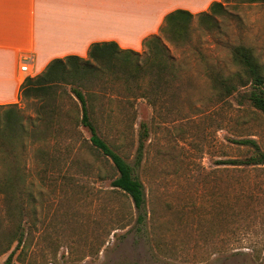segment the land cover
<instances>
[{
  "label": "rangeland",
  "instance_id": "obj_1",
  "mask_svg": "<svg viewBox=\"0 0 264 264\" xmlns=\"http://www.w3.org/2000/svg\"><path fill=\"white\" fill-rule=\"evenodd\" d=\"M219 3L225 11L194 17L185 40L159 35L175 73L158 111L108 76L87 88L99 135L131 165L139 124H147L136 169L143 224L131 200L110 187V166L87 150L70 86L57 90L54 137L40 133L41 124L33 134L38 101L0 108V115L13 110L24 129L0 144V264L9 254L12 264H264V165L224 163L252 153L243 140L264 153V116L235 95L218 97L209 78L236 71V46L264 65V3ZM7 178L13 190L1 188Z\"/></svg>",
  "mask_w": 264,
  "mask_h": 264
},
{
  "label": "trees",
  "instance_id": "obj_2",
  "mask_svg": "<svg viewBox=\"0 0 264 264\" xmlns=\"http://www.w3.org/2000/svg\"><path fill=\"white\" fill-rule=\"evenodd\" d=\"M248 3H264V0H246ZM225 11L222 3H213L207 13L193 15L184 10H175L165 16L161 34L169 42L183 41L194 17L198 20L211 19L214 14ZM236 71L228 76L211 72L209 74L211 87L220 98L232 95L237 97L239 105H248L264 116V65L254 56L251 49L236 46L231 52ZM167 55V48L159 36L145 39L143 53L121 50L114 42L94 43L90 45L85 59L76 56H67L63 59H54L44 71L34 77H27L19 89L18 102L34 99L39 102L36 120L32 122L33 134L40 133L54 137L53 129L57 119L59 87L70 86L71 95L79 104L80 111L74 123L83 128L89 135V151L100 167L110 166V187L126 195L138 212L137 221L143 224L146 207V195L142 182L136 175L140 166L144 142L148 136V127L145 122L139 124V138L133 165L122 157L113 145L108 144L99 135V118L94 113L93 94L88 86L103 77L108 76L113 81L120 82L127 88L141 91L140 97L146 98L153 110L156 108L158 95L166 89L168 78L174 75ZM170 76V77H169ZM85 90V92H83ZM16 107V104L0 106ZM158 111V110H157ZM158 115V114H157ZM41 124V125H40ZM24 133L21 118L13 110H6L0 115V144L10 143L21 139ZM252 147V153L245 159L229 160L231 166H263L264 153L252 140L238 142ZM12 178H7L1 188L13 190ZM2 264H12V254H9Z\"/></svg>",
  "mask_w": 264,
  "mask_h": 264
},
{
  "label": "crops",
  "instance_id": "obj_3",
  "mask_svg": "<svg viewBox=\"0 0 264 264\" xmlns=\"http://www.w3.org/2000/svg\"><path fill=\"white\" fill-rule=\"evenodd\" d=\"M220 0H0V106L18 103L26 77L41 74L54 59L87 57L90 45L114 42L143 51L161 34L166 15L184 10L207 13Z\"/></svg>",
  "mask_w": 264,
  "mask_h": 264
},
{
  "label": "built area",
  "instance_id": "obj_4",
  "mask_svg": "<svg viewBox=\"0 0 264 264\" xmlns=\"http://www.w3.org/2000/svg\"><path fill=\"white\" fill-rule=\"evenodd\" d=\"M20 72L22 74L23 77H26L29 76L30 74V67L27 63H22L21 67H20Z\"/></svg>",
  "mask_w": 264,
  "mask_h": 264
}]
</instances>
